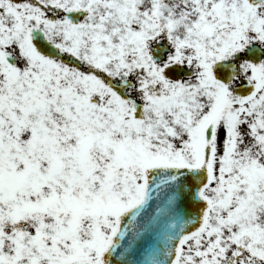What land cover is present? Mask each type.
<instances>
[{
	"label": "rangeland",
	"instance_id": "obj_1",
	"mask_svg": "<svg viewBox=\"0 0 264 264\" xmlns=\"http://www.w3.org/2000/svg\"><path fill=\"white\" fill-rule=\"evenodd\" d=\"M255 28L248 27V46L264 50V27L261 36ZM118 49L120 61L131 55ZM214 51L217 61L229 50ZM46 68L23 58L12 73L0 59V264H100L114 218L139 199L142 166L150 161L210 168L206 194L215 203L205 233L218 234L210 249L223 248L229 238L241 243L233 233L264 234V61L257 67L243 64L233 82L245 79L257 86L249 100L240 101L210 78L169 84L167 97L181 109L166 110L162 117L155 106L164 93L143 96L148 108L141 126L118 104L109 112L88 111L90 93L81 100L56 97L47 74L36 76ZM31 69L35 75L28 80L12 75ZM203 86L207 97L205 91L200 95ZM186 103L195 106L188 118L181 106ZM211 124L214 139L206 144L204 131ZM188 242L178 264L191 259Z\"/></svg>",
	"mask_w": 264,
	"mask_h": 264
},
{
	"label": "flooded vegetation",
	"instance_id": "obj_2",
	"mask_svg": "<svg viewBox=\"0 0 264 264\" xmlns=\"http://www.w3.org/2000/svg\"><path fill=\"white\" fill-rule=\"evenodd\" d=\"M79 10L82 15L72 16ZM249 11L258 14L259 32L264 5L249 6L243 0H0V55L9 53L17 67L28 56L46 62L56 96L81 100L90 93L86 108L101 113L120 104L132 115L134 107L120 101L110 88L138 103L151 91L155 98L157 91L167 97L164 72L178 71V79L170 81L175 85L212 77L216 46L229 50L217 62L240 65L241 48L248 45ZM38 32L53 46L54 57L40 56L32 47L31 37ZM119 47L131 54L123 61L117 57ZM158 50L160 62L154 57ZM34 74V69L26 72L28 77ZM143 105L146 117L148 106ZM182 110L190 113L187 107ZM200 236L186 260L191 264H264L263 233H233L230 236H240L241 243L225 239L220 249L209 248L218 234Z\"/></svg>",
	"mask_w": 264,
	"mask_h": 264
},
{
	"label": "water",
	"instance_id": "obj_3",
	"mask_svg": "<svg viewBox=\"0 0 264 264\" xmlns=\"http://www.w3.org/2000/svg\"><path fill=\"white\" fill-rule=\"evenodd\" d=\"M32 43L42 55L52 54L51 46L43 39ZM248 56L258 63L263 52L253 47ZM233 75V66L215 67V78L225 85ZM253 88L247 86L236 93L244 97L250 95ZM114 92L120 99H127L121 91L114 89ZM140 107L137 106V110ZM134 117L139 119L137 112ZM208 180L209 173L203 166L149 168L141 200L117 217L110 244L101 254L102 264H175L183 240L203 227L208 205L202 191Z\"/></svg>",
	"mask_w": 264,
	"mask_h": 264
}]
</instances>
